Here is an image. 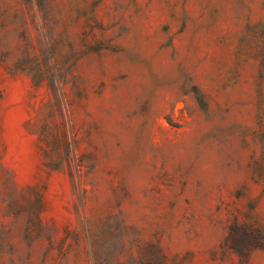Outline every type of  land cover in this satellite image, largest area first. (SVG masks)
<instances>
[{
    "label": "rangeland",
    "instance_id": "rangeland-1",
    "mask_svg": "<svg viewBox=\"0 0 264 264\" xmlns=\"http://www.w3.org/2000/svg\"><path fill=\"white\" fill-rule=\"evenodd\" d=\"M0 264H264V0H0Z\"/></svg>",
    "mask_w": 264,
    "mask_h": 264
}]
</instances>
